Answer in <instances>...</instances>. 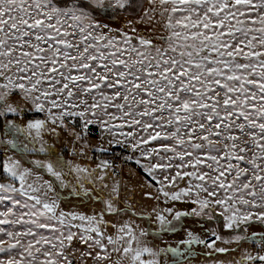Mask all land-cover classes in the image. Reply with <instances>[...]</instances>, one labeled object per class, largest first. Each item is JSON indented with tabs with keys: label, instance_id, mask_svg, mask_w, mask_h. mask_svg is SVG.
<instances>
[{
	"label": "snow or ice",
	"instance_id": "obj_1",
	"mask_svg": "<svg viewBox=\"0 0 264 264\" xmlns=\"http://www.w3.org/2000/svg\"><path fill=\"white\" fill-rule=\"evenodd\" d=\"M132 12L166 34L104 22ZM57 128L93 153L120 146L155 157L124 160L161 184L165 203L193 207H119V182L105 183L112 161L74 163L44 141L59 140ZM158 169H175L168 185ZM178 180L186 186L164 191ZM66 198L101 209L66 212ZM128 214L149 226L106 219ZM217 216L227 238L207 228L204 239L182 222ZM253 225L262 230L249 233ZM178 231L176 246L164 241ZM246 243L258 251L230 264H264V0H0V264H191Z\"/></svg>",
	"mask_w": 264,
	"mask_h": 264
},
{
	"label": "rangeland",
	"instance_id": "obj_2",
	"mask_svg": "<svg viewBox=\"0 0 264 264\" xmlns=\"http://www.w3.org/2000/svg\"><path fill=\"white\" fill-rule=\"evenodd\" d=\"M159 19V17H157ZM134 21L135 27H137L139 30L148 31L150 33H154V35L159 36L161 34H166L163 32V29L161 26L157 25L155 28H148L146 25L142 23H135V21L138 20V16L134 12V14H128L125 16H120L113 20H107L105 19V23L110 24L112 28L121 29L123 28L125 31H128V28L125 27L127 24V21ZM31 114H29L25 119H30ZM40 118H43V115L41 114ZM67 123V120H66ZM52 127V125H49ZM71 128V125H69ZM76 131H79V128L75 129ZM57 131H60V140H57V137L55 135H52L53 137L50 139L51 134H47L49 136L48 139L50 141L44 139V141L47 142L49 145H54V151L61 152L63 155L71 159L74 163L80 164L81 166L88 167L89 169L95 168L96 164L101 159H106L107 156H118L120 154H130L135 158H140L142 161V164H149L153 162H157L156 158L154 157L152 161H148L146 159H143L139 157V153H133L130 148H122L120 146H115L113 151L115 155H113L112 152L108 154H99V153H93L90 151L88 147H85L83 141H75L70 134L69 131H65L63 129L57 128ZM91 143L94 145L99 140V130L96 128L91 129ZM62 143V144H61ZM158 143V142H154ZM73 148L81 149L83 152H87L88 156H82V155H76L71 150ZM67 150V151H65ZM13 152V151H11ZM163 155V153H162ZM15 159H20V155H16L15 153ZM88 157H92L89 159ZM32 158H43V156H35ZM167 162V161H165ZM22 163H24L22 161ZM25 167L29 166L27 164L24 165ZM175 169L172 170H157L154 175L157 176L158 181H162L164 185H168L169 181L165 180V176H171L174 174ZM47 178V177H46ZM114 182H119L120 184V200L122 201L119 204V207L123 208L125 207V203L123 201H126V203L130 206H132L137 212H143V213H149L152 212L153 208H156L157 210H162L164 208L168 207H174L177 210H190L193 205L185 204L182 202H173L169 200L167 203H165V197L161 192L158 191V189L161 187V184L156 181H151L150 178L147 176V174L143 171L140 165H137L134 160H132L126 167L123 168V173L120 177H117L114 175L112 171H109L108 175L105 178V183L112 184ZM151 184V186H149ZM177 187L172 186H166L164 188V191L168 192H174L178 191L179 188H183L186 186V180H178L176 182ZM87 187H91V185H86ZM99 186V185H97ZM151 194V198L147 194ZM203 195V194H202ZM61 209L63 211H74V212H81L87 215H93L94 213L100 211L101 205L94 204L92 202H87L84 205H79V202H69L66 198L64 202L61 203ZM83 209V210H79ZM219 211V209H218ZM171 219V216L168 217ZM106 219L111 220L113 222H119L124 223L125 221L133 222V227H136V225H139L141 228L148 227V221L147 220H141L138 217L131 216V214L120 216V217H113V216H107ZM153 224L152 227H155V213H153L152 216ZM183 226L185 230H191L194 233L202 235L204 239H211L207 235H204V229L207 228H213L217 232H219L222 236L228 237L230 235V231L227 229H224L221 227V224H216L217 222L222 223V218L217 216L216 223L213 224L205 222L201 220V218H192V217H186L183 218ZM76 223H79L78 221ZM178 225L181 222H176ZM203 223L204 228H201L198 226V224ZM262 230L258 225H253L251 228H249V233L252 231H260ZM139 231V229H137ZM108 234H114L115 229L109 228L107 230ZM185 235L183 231H178L176 234H165L163 239L165 242L171 244L172 246H176V243L184 239ZM148 241H151L150 246L152 244H159L161 247L164 246V244L160 240H153V238L147 237ZM251 243L243 244L242 247L239 248V251L229 252V253H213L210 257H205L204 255H198L195 258H192L191 264H230L233 260H238L243 254L245 249L255 254V251H258V249H254L251 246ZM73 247H80V245L76 242L73 243ZM217 247H227V248H237L238 246L236 244H223L219 241H217ZM193 248L198 253H204L206 251H211L210 249H205L203 245H193ZM89 264H91V261H89Z\"/></svg>",
	"mask_w": 264,
	"mask_h": 264
},
{
	"label": "built area",
	"instance_id": "obj_3",
	"mask_svg": "<svg viewBox=\"0 0 264 264\" xmlns=\"http://www.w3.org/2000/svg\"><path fill=\"white\" fill-rule=\"evenodd\" d=\"M130 154H120L118 156H109L106 157V159L112 161L113 168L112 172L115 176L120 177L123 173V168L126 167L131 161L125 162L124 157L128 156Z\"/></svg>",
	"mask_w": 264,
	"mask_h": 264
},
{
	"label": "trees",
	"instance_id": "obj_4",
	"mask_svg": "<svg viewBox=\"0 0 264 264\" xmlns=\"http://www.w3.org/2000/svg\"><path fill=\"white\" fill-rule=\"evenodd\" d=\"M130 14H134V12H132V13H130ZM58 132H60V131H58ZM48 134V133H47ZM47 134H45L44 135V139H46V140H48V141H50V139L53 137L52 136V134L51 135H49L50 136V139H48L49 138V136H47ZM60 135H61V133H60ZM59 140H60V138H59ZM62 144V143H61ZM65 151H67V150H65ZM15 153L16 152H11V151H9V154L10 155H13V157L15 158L16 156H15ZM16 155L18 156L19 154L18 153H16ZM40 156H43V155H40ZM107 157H109V156H107ZM79 210H83V209H79ZM208 223H211V222H208ZM213 224H215L216 223V221L215 222H212ZM216 224H222L221 222H217ZM252 246V248H253V245H251ZM253 250H254V248H253ZM255 251V250H254ZM256 252V251H255Z\"/></svg>",
	"mask_w": 264,
	"mask_h": 264
}]
</instances>
